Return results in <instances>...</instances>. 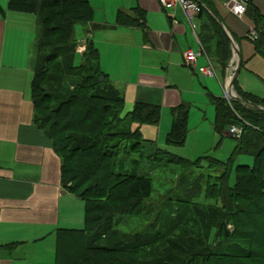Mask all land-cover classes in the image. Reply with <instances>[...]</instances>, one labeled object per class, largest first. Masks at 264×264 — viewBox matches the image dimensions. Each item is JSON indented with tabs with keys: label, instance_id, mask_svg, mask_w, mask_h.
I'll return each instance as SVG.
<instances>
[{
	"label": "trees",
	"instance_id": "1",
	"mask_svg": "<svg viewBox=\"0 0 264 264\" xmlns=\"http://www.w3.org/2000/svg\"><path fill=\"white\" fill-rule=\"evenodd\" d=\"M198 1L206 7L198 15L201 20L199 33L201 44L206 53L215 59L224 75L233 57L231 40L211 1ZM10 8L34 13L37 16L39 61L32 84L36 121L54 141L56 152L63 159L64 187L85 203L84 229L58 230L56 264H102L107 258L115 257L119 253L126 254L129 258L125 256L123 261L116 258L112 263L175 264L177 253L180 256L186 254L183 264H205L211 259L231 260L232 256L228 252L219 257L210 246L190 251L179 240L161 239L163 232L151 234L149 230L138 231L121 242L113 241V238L123 235L120 230H115L120 223L116 216L135 213L143 206V199L152 192L149 179L138 174L117 172L120 150L128 141H133L131 142L133 147L138 144H149L147 143L149 141L140 139V127L158 125L161 108L136 103L133 110L123 117L126 105L124 95L102 71L97 48L93 43H88L83 54L77 52L75 28L78 24L92 22L94 18V10L87 0H10ZM248 13L258 31L256 50L264 55V15L253 5V0L249 4ZM145 24L144 15L131 16L122 11L117 15L119 27L144 29ZM70 78H74L73 82H70ZM234 89L241 99L234 103L236 111L232 110L223 98L213 99L216 108L214 130L223 136L239 119L235 117L238 114L240 120L236 123L245 125L242 141L247 136L245 146L257 148L255 140L264 130V109H261L264 108V101L243 92L237 80L234 82ZM59 93L63 95L56 96ZM54 103H56L54 108L48 107ZM189 112L190 108L184 104L172 109L173 122L166 136L167 145L175 147L185 145ZM109 113L114 114V120H106L107 114L110 117ZM129 120L139 127L132 129L129 126L124 130H116V125ZM252 134L255 136L250 139ZM137 138L140 142L136 141ZM155 151L156 156L161 154L160 149ZM242 151V146L238 145L235 155L228 162L209 157L201 158L194 163L180 157L172 158L185 166L196 164L199 166L201 160L210 159L218 168L229 169L231 174L236 155L242 154ZM263 153L264 144L259 154L252 155L253 166L238 165L236 185L234 187L227 185V193L245 192L249 197L264 196V192L255 187L262 177L259 169ZM241 176H246L247 179H242ZM228 205L216 211L214 217L209 218L210 223L205 220L211 224L210 229L221 232L223 238H229L230 232L227 227L231 221L234 222L228 219V209H231ZM197 238V235L190 236V240ZM155 244L171 250L166 254V259L156 261L137 258L139 254L152 252Z\"/></svg>",
	"mask_w": 264,
	"mask_h": 264
},
{
	"label": "rangeland",
	"instance_id": "2",
	"mask_svg": "<svg viewBox=\"0 0 264 264\" xmlns=\"http://www.w3.org/2000/svg\"><path fill=\"white\" fill-rule=\"evenodd\" d=\"M115 1L117 0H108L107 8L109 10L116 3ZM133 1V5H135V0ZM89 2L91 3L90 0ZM255 5L264 14V0H255ZM91 6L95 8L92 3ZM101 10L104 14L103 7ZM218 10L224 26L227 27L239 46L238 51L241 54L243 63V68L238 76L239 85L245 92L264 101V55L257 52L256 43L249 38L252 30L257 31L254 21L249 16L239 19L230 15L228 9L223 5H220ZM94 11V18L96 16L101 17L100 11L97 12L96 8ZM169 17L175 18L178 23L181 22L187 36L182 34L176 37L179 51L171 54V57H168L167 54L165 61L164 53L157 49V51L146 53L145 57L148 54L151 57L148 60H144L143 67L145 68L144 72H150L154 76L166 80L171 86L178 87V92L182 95L183 102L190 107L189 135L183 147L169 146L165 143L166 133L164 129L166 128L164 124L167 123L168 114L170 113L166 106H162L163 114L158 125L140 127V139L149 141L147 142L149 144H138L133 147L131 144L133 141H128L122 146L117 159V172L138 174L149 179V186L152 192L143 199V206L136 210L135 213L116 216L120 223L115 230H120L123 235L113 238V241L121 242L122 239H128L131 234L138 231L149 230L152 232L151 234L163 232L161 239L179 240L190 251L201 250L206 246H210L219 257L227 252L232 256L229 261L226 258L211 259L205 264H264V196H260V198L249 197L245 192V194H229L226 192L227 185L231 187L236 185L238 165L253 166L252 155L259 154L261 146L264 144V130L262 131L263 133L257 136L254 144L258 145L254 149L245 146L248 139L247 136L242 141V137L235 139L229 134L232 126L241 127L243 130L245 128V125L237 124V121L240 120L238 114L235 117L239 119L229 127L223 136H219L215 132L216 109L212 100L213 97L224 99L223 86L226 77L231 73L226 72L223 75L221 71H218V78H208L200 75L197 70L186 66L184 54L190 48L198 54L200 46L184 13L181 11H162L161 13L153 14L148 18L149 26L154 32L171 34L173 27ZM195 24L198 29L197 32H199L200 24L197 20ZM75 29L78 43L85 44L88 40L85 36L86 25L78 24ZM94 40L101 51V55L107 57L110 48L106 47L108 39L105 34L97 32ZM143 47L144 41L142 37L139 41H136L131 50H128L127 58L124 62L121 61V54H119L121 49L118 50L120 52L117 56L115 70L117 75L121 74L122 83L128 84L122 86L126 91V103L128 101L135 102L137 97L136 85H138L139 75H141L142 71ZM207 65L205 58H200L198 68L207 67ZM233 68L234 71L232 72L235 73L238 68L237 63ZM148 69L153 70L148 71ZM73 80L74 78H70V82H73ZM47 89L50 90L51 88ZM158 89L147 91L144 97L151 103L161 105L163 103L162 96L161 91ZM62 93L56 96H60ZM235 102H232L231 106L228 104L234 111H236V108H234ZM51 105H48V107L52 109L56 103ZM130 107H125L124 112L126 114ZM261 109L264 108L262 107ZM126 114L123 113L122 116L125 117ZM109 115L110 117L108 114L105 117L106 120H114V114L109 113ZM129 126L132 129L139 127L129 120L116 125V130H124ZM254 136L252 134L250 139ZM140 139L137 138L136 141L140 142ZM238 145L242 146L243 151L241 152L242 154L236 155L237 159L231 174L229 169L218 168L210 159L201 160L199 166L198 164L196 166H185L179 160L172 158V156L180 157L194 163L201 158L209 157L214 160L228 162L235 155ZM157 149L161 151L158 156H156L155 151ZM260 164L259 173L262 172V177L255 187L264 192V153ZM240 178L247 179L246 176H241ZM226 204H229L228 206L231 208L228 209V219L229 221L234 220L227 227L230 232L229 238H223L221 232L209 227L211 226L209 218H213L214 213L223 209ZM123 206L127 207L124 204ZM243 210H248V212L243 213ZM205 220L209 223H206ZM186 224L188 225L186 226ZM191 235H197V240H190ZM153 248L152 252L139 254L137 258L160 261L166 259V254L171 251L159 244H155ZM241 248L248 250L250 253L243 251ZM176 255L178 257L175 264H183L186 254L180 256L177 253ZM125 256L129 258L126 254L119 253L115 257L107 258L105 263L102 262V264H114L112 262L116 258L123 261Z\"/></svg>",
	"mask_w": 264,
	"mask_h": 264
},
{
	"label": "crops",
	"instance_id": "3",
	"mask_svg": "<svg viewBox=\"0 0 264 264\" xmlns=\"http://www.w3.org/2000/svg\"><path fill=\"white\" fill-rule=\"evenodd\" d=\"M90 1L96 11H100L101 17L96 16L92 22L85 24V36L88 39L85 45L87 47L88 43H93L97 48L102 71L122 92L125 101L126 91L122 86L128 84H123L121 74L116 73L117 56L121 54V61L124 62L128 50L143 37L144 52L141 59L142 71L136 85L137 97L135 102L128 101L125 107L131 106L129 113L136 103L159 106L162 117V106H166L170 113L167 123L164 124L166 142L173 122L172 109L182 104L188 105L183 102L177 86L173 87L166 80L144 72L143 63L151 57L150 54L145 57L146 53L156 49L164 53V61L167 54L171 57V54L178 52L176 37L182 34L187 36L184 26L175 18L169 17L173 27L171 34L154 32L151 29L148 18L165 12L159 0H135L137 6L133 5L132 0H117L110 10L107 8L108 0ZM210 1L217 12L220 5L227 8L226 0ZM253 5L262 13L255 5V0ZM120 11L131 16L144 15L145 28L117 26V15ZM247 16L252 19L249 13ZM196 20L201 30V20L198 16ZM224 28L239 49L233 35L226 26ZM191 29L197 43L198 39L201 43L197 26L196 32L192 27ZM97 32H103L108 39L106 47L110 48V52L107 57L101 55L94 40ZM209 58L218 67L215 59L210 56ZM38 61L37 16L34 13L13 10L10 8V0H0V264H56L58 230H82L85 224V203L64 187L63 159L56 152L54 141L36 121L32 84ZM236 63L239 64V57L233 51L229 66L233 67ZM151 70L153 69H148ZM238 86L245 92L239 83ZM156 88L161 91V105L151 103L144 97L147 91H154Z\"/></svg>",
	"mask_w": 264,
	"mask_h": 264
},
{
	"label": "built area",
	"instance_id": "4",
	"mask_svg": "<svg viewBox=\"0 0 264 264\" xmlns=\"http://www.w3.org/2000/svg\"><path fill=\"white\" fill-rule=\"evenodd\" d=\"M250 2L251 0H226V7L228 8L231 15L236 18L243 19L248 14ZM159 4L161 8L165 11H170L175 8L181 9V11L186 16L188 23L193 28L194 32H196V17L199 15L200 12H202L203 9H206V7L201 4L198 0H159ZM249 38L252 41L256 42L259 38L257 31L252 30L249 34ZM198 43L200 46V51L198 54L195 53L193 49H189L184 54V62L186 66L193 70H197L198 73L204 77L218 78V67L213 64L209 56L206 54L199 39ZM77 51L80 54H83L86 51V45L80 44L77 47ZM200 58H205L208 63L207 67L198 68ZM232 71H234V68L232 66H229L227 68V72L231 74L229 75L230 77L226 78L225 84L223 86L224 99L226 103L230 106L232 105V102L239 101L238 95L234 90V86L232 85V80L235 74ZM243 132L244 130L238 126H232L229 130L230 136L235 139H240L243 135Z\"/></svg>",
	"mask_w": 264,
	"mask_h": 264
},
{
	"label": "water",
	"instance_id": "5",
	"mask_svg": "<svg viewBox=\"0 0 264 264\" xmlns=\"http://www.w3.org/2000/svg\"><path fill=\"white\" fill-rule=\"evenodd\" d=\"M222 26H223V25H222ZM223 28H224V26H223ZM224 30H225V28H224ZM225 32L227 33L228 37H229L230 40H231V44H232V47H233V51H234V52L237 54V56L239 57L238 68H237V71L235 72L234 77H233V80H232V85L234 86V82L237 80V78H238V76H239V74H240V72H241L242 64H243V63H242V60H241V54L239 53L238 48H237L235 42L233 41L232 37L230 36V34H229L226 30H225ZM239 101H241V100L239 99Z\"/></svg>",
	"mask_w": 264,
	"mask_h": 264
}]
</instances>
